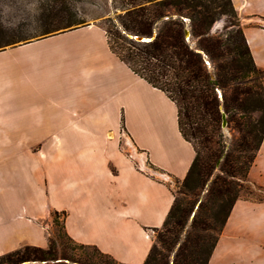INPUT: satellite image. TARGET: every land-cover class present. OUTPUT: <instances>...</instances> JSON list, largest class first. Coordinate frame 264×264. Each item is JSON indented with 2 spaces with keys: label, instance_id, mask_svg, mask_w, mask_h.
<instances>
[{
  "label": "crops",
  "instance_id": "0c3cea01",
  "mask_svg": "<svg viewBox=\"0 0 264 264\" xmlns=\"http://www.w3.org/2000/svg\"><path fill=\"white\" fill-rule=\"evenodd\" d=\"M264 70V0H230ZM102 21L0 50V256L76 244L144 264L195 150L175 104L109 48ZM264 188V138L249 171ZM207 264H264V203L238 200Z\"/></svg>",
  "mask_w": 264,
  "mask_h": 264
},
{
  "label": "trees",
  "instance_id": "16d2710c",
  "mask_svg": "<svg viewBox=\"0 0 264 264\" xmlns=\"http://www.w3.org/2000/svg\"><path fill=\"white\" fill-rule=\"evenodd\" d=\"M205 2L162 0L153 5L163 7L164 11L154 10L151 13L152 20L145 18L144 11L147 8L142 5L118 16L117 20L110 19L112 28H105L110 50L134 74L165 93L175 104L179 131L195 150V158L183 180L184 184H193L203 170H208V175L213 168L220 171L210 187V194L214 195L216 204L213 218L216 221L220 214L223 216L220 230L206 247L204 235L200 237L196 242L197 252L192 253L197 256L192 261L183 259L179 261L180 264L208 263L233 205L247 193L244 183L248 181L249 171L264 138V70L259 69L253 61L241 20L230 0H225L216 8ZM171 10H177L176 18ZM222 15L225 16L223 28L211 33L213 24ZM157 22H161L162 26L155 28ZM75 25L78 24L68 27ZM61 29L64 28L54 31ZM186 30L189 32V41L185 38ZM131 36L153 39L147 43H137L130 39ZM250 84L252 87H249ZM251 96L256 97L255 103H249ZM220 105L229 119L227 128L234 131L231 145L226 150L221 147L223 130ZM238 111L248 115L246 121L239 122ZM253 115L257 119H253ZM236 130L242 134L240 142L235 135ZM211 144H215L218 149L212 151ZM200 148L210 151L204 160ZM221 159L223 163L218 164ZM177 213H181V216L178 217ZM182 214L183 210H179L174 202L160 228L164 233L159 235V241L162 250L167 253H172L179 241L185 225ZM59 217L57 212L52 213L55 225L59 224ZM194 224L193 219L191 230L187 232V243L195 230ZM60 226L58 235L51 237L50 234L47 248H19L0 256V264H96L89 258L77 257L73 253L74 249L92 250L99 259L97 264H103V258L106 259L105 264H120L96 247L76 244L65 233L63 221ZM208 228L205 226L202 229L205 235L210 232ZM65 243L73 247L69 248ZM187 245L182 244L178 248L177 259L184 256L183 248L186 249ZM158 256L162 261L166 258L159 251L158 244L154 243L144 264H158Z\"/></svg>",
  "mask_w": 264,
  "mask_h": 264
},
{
  "label": "rangeland",
  "instance_id": "374dc122",
  "mask_svg": "<svg viewBox=\"0 0 264 264\" xmlns=\"http://www.w3.org/2000/svg\"><path fill=\"white\" fill-rule=\"evenodd\" d=\"M162 0H154L148 2V0H0V50L6 48L17 47L21 43L26 42L27 40H33L41 37L48 36L50 34L63 32L77 26H82L86 22L91 20L102 21V26L104 28H112L110 21L113 19H119L118 16H123L127 11L132 9H138V7L145 5L147 8L144 11L145 18L152 20L154 19L151 13L154 10L164 11V8L161 6H155L154 3H158ZM202 1V0H201ZM212 8H216L223 3L225 0H206V2ZM170 10V8H169ZM171 13L174 14L176 18L177 10H171ZM184 15V14H183ZM212 26L211 33L219 31L224 26L225 16H220ZM115 20V21H116ZM72 24H78L72 27H68ZM162 26L161 22L155 24V28ZM57 28H64L58 31H54ZM157 30V29H155ZM138 43V42H137ZM253 84V83H252ZM252 84L249 87H252ZM256 97L251 96L249 103H255ZM237 119L240 121H246L248 115L243 114V112H237ZM240 113V114H239ZM259 117V114L258 116ZM253 115V119H257ZM227 120H229L227 118ZM222 144L224 150H226L232 141V135L234 131H229L228 128L222 131ZM236 137L239 139L242 134H239L236 130ZM205 146V145H204ZM211 150L216 151L218 148L215 144H211ZM202 159L204 160L209 154L210 151L200 148ZM224 155V154H223ZM223 158V156H222ZM223 163L222 159L218 161ZM218 169H211L208 175V170H203L202 174L196 178L193 184L186 186L182 181H173L171 182V189L174 196L175 205L179 207V210H183V220L185 219V225L179 236V241L175 246L172 253H167L162 250L161 244L159 241V235L164 233V230L158 229L154 234L153 243L158 244V249L163 254L166 255V258L161 259L158 256V264H180L179 261L187 259L192 261L197 254L192 255L193 252H197L198 244L196 243L200 237L204 235L205 247L210 244L212 238L217 235L220 230V219L223 217L220 214L219 220H214L213 216L216 214V204L214 195L210 194L211 182L219 174ZM193 176V175H192ZM186 177V176H185ZM193 177V180L195 179ZM245 194L240 196V200H246L251 202H263L264 203V189L259 188L256 184L252 183L251 179L248 178V181L244 183ZM222 211V210H221ZM178 217L181 216V213H177ZM196 217V219H195ZM195 220V230L190 235L188 243L186 241L187 232H190L192 227V221ZM58 225L53 223L52 218L49 222V236L55 237L58 235L59 228L61 227L62 217L60 215L58 219ZM205 226L210 229V232L205 235L202 229ZM207 240V241H206ZM186 241V243H185ZM69 248L73 247L70 244L65 243ZM64 244V245H65ZM188 244L184 250V256L179 255L178 248L181 245ZM202 244H204L202 242ZM203 246V247H204ZM180 250V249H179ZM72 253V252H71ZM73 253L77 257L89 258L94 263H98L97 255L92 250H79L74 249ZM203 254L205 252H202ZM106 263V259L103 258V264ZM190 264V262H189ZM191 264H197L191 263Z\"/></svg>",
  "mask_w": 264,
  "mask_h": 264
},
{
  "label": "water",
  "instance_id": "95a60500",
  "mask_svg": "<svg viewBox=\"0 0 264 264\" xmlns=\"http://www.w3.org/2000/svg\"><path fill=\"white\" fill-rule=\"evenodd\" d=\"M185 38H186L187 41H189V39H190L188 30H186V32H185ZM130 39H132L133 41L138 42V43H147V42L152 41L153 38H144V37H140V36H131ZM219 109H220V112H221V129L224 131L227 128V115L223 111L222 105H220Z\"/></svg>",
  "mask_w": 264,
  "mask_h": 264
}]
</instances>
